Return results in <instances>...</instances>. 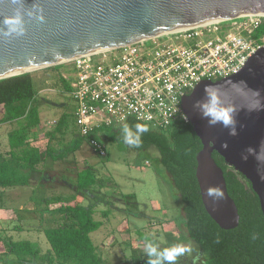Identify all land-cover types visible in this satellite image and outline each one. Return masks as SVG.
I'll list each match as a JSON object with an SVG mask.
<instances>
[{
    "label": "trees",
    "instance_id": "obj_1",
    "mask_svg": "<svg viewBox=\"0 0 264 264\" xmlns=\"http://www.w3.org/2000/svg\"><path fill=\"white\" fill-rule=\"evenodd\" d=\"M261 30L264 31V27ZM52 67L53 73L44 72L37 83L41 86L52 80L53 83L66 85V78L56 74V71L67 66L58 64ZM33 75L28 72L0 79V124L18 123V127L7 135V153L0 154V191L34 186L46 181L48 176L39 166L49 159L53 162L63 161L89 138L80 135L60 149L47 146L40 150L30 144L28 135L40 124L38 110L44 102L39 97ZM70 81L71 78L69 91ZM136 123L146 125L149 129L141 137L142 143L138 148L126 145L120 132L124 124L131 126ZM66 127L67 119L62 115L56 122L50 139ZM90 137L97 141L102 138L111 139L137 151L148 152L151 148L156 151L162 173L167 177L168 184L181 204L182 216L176 224L178 228H184V233L180 231L179 236H186L182 242L190 241L196 247V256L202 264H264V217L258 198L245 177L229 167L216 152H212L211 157L223 172L227 194L238 211V225L233 229L223 230L205 212L195 178V158L202 145L188 122L181 120L168 128L155 129L134 119H127L118 127H101L93 131ZM107 184L96 177L91 167H86L76 174L74 184H65L71 187V195L47 196L41 201L38 200L45 207L40 214L49 216V220L54 222L53 225L38 230L43 233L49 245L48 250L42 252L36 242L9 239L5 242V252L0 254V263L106 264L90 238V234L97 231L102 224L93 217L96 212L95 205L99 202L83 206L77 197L98 198L95 192L101 193ZM51 205L55 206L53 210L48 208ZM14 213L17 216L11 230L22 232L37 229L30 227L27 221L19 218L18 213ZM100 215L106 218L108 211L103 210ZM253 234L256 239L252 238ZM144 237L139 233L141 240H149ZM168 247L170 246L165 244L160 248Z\"/></svg>",
    "mask_w": 264,
    "mask_h": 264
},
{
    "label": "water",
    "instance_id": "obj_2",
    "mask_svg": "<svg viewBox=\"0 0 264 264\" xmlns=\"http://www.w3.org/2000/svg\"><path fill=\"white\" fill-rule=\"evenodd\" d=\"M19 10L22 36H0V79L64 63L77 56L148 41L174 30L248 14H264V0H0V27ZM42 18V19H41ZM245 81L247 87H234ZM205 85L219 87L226 104L236 108V135L222 125L209 126L196 103L206 99ZM259 93V95H257ZM181 110L202 148L195 178L205 212L223 230L238 225L239 215L228 196L216 152L250 183L264 217V166L241 157L264 142V48L257 50L236 74L201 81L181 98ZM227 144V148L222 145ZM219 187L223 199L213 201L207 189Z\"/></svg>",
    "mask_w": 264,
    "mask_h": 264
},
{
    "label": "rangeland",
    "instance_id": "obj_3",
    "mask_svg": "<svg viewBox=\"0 0 264 264\" xmlns=\"http://www.w3.org/2000/svg\"><path fill=\"white\" fill-rule=\"evenodd\" d=\"M67 67L56 71V74L66 78L64 86L53 83L52 80L41 86L37 83L38 80L34 75L42 77L44 72L53 73L52 66L30 71L34 74L36 89L42 90L39 92V97L44 102L38 110L40 124L31 130L32 134H29L28 138L40 150H44L47 146L60 149L80 136L79 127L76 126L73 117L74 102L68 93L72 72ZM62 115L67 119V127L55 133L50 139L54 126ZM17 127L18 123L14 122L0 125L2 154L5 155L8 151L7 132ZM99 142L105 147V157H100L85 140L63 161L53 162L49 159L39 166L48 176L46 181L34 186L13 187L0 191V254L5 252V242L9 239L36 242L41 251L45 252L49 245L43 233L38 230L51 226L54 222L49 220V216L40 214L45 207L40 205L38 200L41 201L47 196L71 195V187L65 184H74L76 174L86 167H91L96 177L108 184L101 193L95 192L101 199H98L99 197H77V199L83 206L99 202L95 205L96 212L93 217L102 224L97 231L90 234V238L106 264H140V262L148 264L146 240H141L139 233L143 234L144 238L159 244L160 247L165 244L170 247L186 246L190 249L187 252L188 257L194 258L196 247L190 241L182 242L186 236H179L180 231L184 233V228L181 226L180 229L176 224L182 216L181 204L168 184L167 177L162 173L156 151L153 148L148 152L137 151L106 138H102ZM48 208L53 210L55 206L51 205ZM4 210H9L8 215L3 213ZM103 210L108 211V217H101L100 212ZM14 212L18 213L23 221H27L30 227L37 229L22 232L11 230L14 219L7 216H17ZM164 222L168 224L166 230L171 229L175 232L173 237L170 238L163 232ZM196 264L202 263L198 259Z\"/></svg>",
    "mask_w": 264,
    "mask_h": 264
},
{
    "label": "built area",
    "instance_id": "obj_4",
    "mask_svg": "<svg viewBox=\"0 0 264 264\" xmlns=\"http://www.w3.org/2000/svg\"><path fill=\"white\" fill-rule=\"evenodd\" d=\"M262 27L264 14H248L61 63L72 72L69 94L80 135L105 157L104 145L90 137L101 127H118L127 119L155 129L187 122L181 98L201 81L239 72L264 48Z\"/></svg>",
    "mask_w": 264,
    "mask_h": 264
},
{
    "label": "clouds",
    "instance_id": "obj_5",
    "mask_svg": "<svg viewBox=\"0 0 264 264\" xmlns=\"http://www.w3.org/2000/svg\"><path fill=\"white\" fill-rule=\"evenodd\" d=\"M18 0H12V3H17ZM42 19V18H41ZM3 27H0V36H22L25 34V21L22 13L17 10L12 16L5 17L3 20ZM234 87H247L245 81L241 80L235 82ZM206 99L203 102H197L194 107L200 109L203 118L207 119L209 126L217 124L229 129V134L236 135V108L225 103L221 90L219 87L205 85L204 88ZM259 95V93H257ZM146 125L136 123L134 125L124 124L120 130L123 142L131 147H140L141 137L148 131ZM227 148V144L222 145ZM249 156L255 158L259 165L264 166V142L261 143L259 150L248 147L246 154H242V159L247 161ZM207 195L213 201L223 199V192L219 187H210L207 189ZM253 239L256 235L253 234ZM190 249L183 245H173L168 248L161 249L159 244L152 240L146 239V256L148 257V264H177L178 257L189 252Z\"/></svg>",
    "mask_w": 264,
    "mask_h": 264
},
{
    "label": "crops",
    "instance_id": "obj_6",
    "mask_svg": "<svg viewBox=\"0 0 264 264\" xmlns=\"http://www.w3.org/2000/svg\"><path fill=\"white\" fill-rule=\"evenodd\" d=\"M35 76V78H36V80H40L41 79V77H38L37 75H34ZM46 83V82H45ZM40 85V84H39ZM42 90L40 89L38 92H41ZM1 116H2V107H0V118H1ZM14 123H17V122H14ZM0 125H2V124H0ZM12 130H14V129H12ZM12 130H10V131H8L7 132V134H6V141H7V135H8V133L9 132H11ZM30 134H32V133H30ZM28 141L30 142V144L31 145H33V146H35V147H37L38 148V146L37 145H35V144H32L31 143V140L30 139H28ZM8 144V143H7ZM40 149V148H39ZM7 153V152H6ZM0 154H2L1 152H0ZM2 155H4V154H2ZM141 169H143V168H141ZM19 209H22V208H19ZM3 213H5L6 215H8V213H9V210H4V212ZM13 213V212H12ZM7 217H9V218H13V219H15V216L14 217H11V216H7ZM155 223V222H154ZM154 223H151L152 225H154ZM156 224V223H155ZM167 223H163V225H162V229H163V232H165V234H167L168 235V237H173V235L175 234V232L173 231V230H171V229H168V230H166V227H167V225H166ZM174 232V233H173ZM48 250V249H47ZM108 256H109V253H108Z\"/></svg>",
    "mask_w": 264,
    "mask_h": 264
},
{
    "label": "flooded vegetation",
    "instance_id": "obj_7",
    "mask_svg": "<svg viewBox=\"0 0 264 264\" xmlns=\"http://www.w3.org/2000/svg\"><path fill=\"white\" fill-rule=\"evenodd\" d=\"M198 259V256H195L194 258H189L188 254H184L178 257L177 264H196V261Z\"/></svg>",
    "mask_w": 264,
    "mask_h": 264
}]
</instances>
